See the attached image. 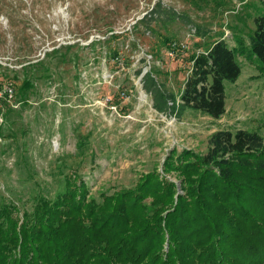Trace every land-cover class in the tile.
<instances>
[{
  "label": "rangeland",
  "instance_id": "1",
  "mask_svg": "<svg viewBox=\"0 0 264 264\" xmlns=\"http://www.w3.org/2000/svg\"><path fill=\"white\" fill-rule=\"evenodd\" d=\"M260 1L0 0V88L12 83L17 93L0 125V208L30 212L73 175L98 199L132 189L143 175L165 176L173 151L206 154L219 130L264 137V77L244 57L219 120L159 112L142 81L152 72L179 104L189 58L221 38L249 43ZM163 40L180 51L171 54ZM167 177L182 193L175 173Z\"/></svg>",
  "mask_w": 264,
  "mask_h": 264
},
{
  "label": "trees",
  "instance_id": "2",
  "mask_svg": "<svg viewBox=\"0 0 264 264\" xmlns=\"http://www.w3.org/2000/svg\"><path fill=\"white\" fill-rule=\"evenodd\" d=\"M250 19L249 43L236 37L232 47L221 38L189 58L179 104L147 73L142 81L155 108L221 119L228 85L243 73L241 57L264 77V0ZM163 42L168 48L176 43ZM30 88L26 80L21 95ZM1 102L7 119L12 104ZM175 153L165 162V176L143 175L134 188L100 199L73 175L64 192L54 199L39 196L30 212L4 204L0 264H264V137L219 130L206 154ZM172 172L182 193L167 177Z\"/></svg>",
  "mask_w": 264,
  "mask_h": 264
},
{
  "label": "built area",
  "instance_id": "3",
  "mask_svg": "<svg viewBox=\"0 0 264 264\" xmlns=\"http://www.w3.org/2000/svg\"><path fill=\"white\" fill-rule=\"evenodd\" d=\"M180 44L178 43H174L173 46L171 47V54H174L177 52V50H180ZM184 48V47H183ZM185 49V48H184ZM14 95H15V89L13 88V85L12 84H7L5 86H3L1 89H0V108L2 109V100H7L9 103H11V99L14 98ZM15 100V99H13ZM13 105V104H12ZM1 120V124L2 125L4 123V117L2 116L0 118Z\"/></svg>",
  "mask_w": 264,
  "mask_h": 264
}]
</instances>
